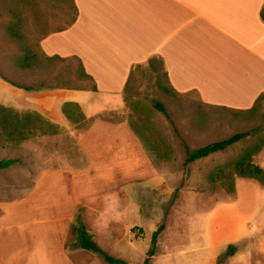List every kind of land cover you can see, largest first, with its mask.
Masks as SVG:
<instances>
[{
    "label": "rangeland",
    "instance_id": "1",
    "mask_svg": "<svg viewBox=\"0 0 264 264\" xmlns=\"http://www.w3.org/2000/svg\"><path fill=\"white\" fill-rule=\"evenodd\" d=\"M75 17L72 0H0V96L5 98L4 105L0 107L14 111L19 117L28 113L8 108L11 104L34 105L46 113L47 109L56 112L57 98L46 101V96L38 91L20 89L9 82L35 89L42 82L52 83L51 74L64 70L66 64L46 68L47 75L41 70H22L19 60L24 56L27 44L40 46L45 36L69 27ZM15 27L18 28L17 33L13 31ZM134 72L133 100L144 106L153 123L151 126L163 136L170 158L160 161L145 146L149 156L153 157L152 164L162 173L160 178L149 184L142 181L145 177L137 176V168L143 163L136 154L130 161L132 174L129 178L115 173L116 177H107L100 171L84 175L88 179L86 182L83 177L77 178L78 182L70 176L64 177L67 189L69 185L73 190L71 185L74 181L78 184L79 200L83 204L97 203V196L102 195L104 189L109 193L117 189V184L122 187V183L126 186L130 183L127 186L129 190L125 192L132 204L129 220L132 230L137 229L131 235L122 230L116 244H107L101 239L96 242L115 258L130 264H143L153 233L165 225L151 264H264V185L253 179L237 178L232 194L226 193V188L215 192L209 185L212 172L219 166L230 164L247 147L264 137V105L254 118L236 115L207 107L193 92L179 97L166 96L151 71H136L134 68ZM100 102L105 105L110 99L104 98ZM155 103H162L168 115L157 111ZM59 114L61 118L66 117L63 110H59ZM104 115L109 119L107 121L118 119L117 116ZM132 115L130 113L128 121ZM130 129L134 132L131 126ZM238 133H248L249 136L225 153L186 163L189 152ZM58 134L62 136V145L50 144L42 138L43 133L19 142L0 140V161L15 160L10 168L0 170V211L3 212L0 215V237L3 249L7 251L1 264H12L10 260L18 253L29 252L30 244H23V237L34 234L36 239H43L45 235L56 236L54 233L58 234L59 230L62 231L61 237L66 233L68 223L55 221L66 216L60 208L63 199L66 206V198L69 197L66 188L60 190L57 184L46 186L41 183V187L27 198L25 192L29 186L10 188L16 180L22 186L29 185L39 169H66L67 164L63 165L61 160L50 162L54 151L62 149L70 156L79 154V151L67 132L58 131ZM263 158L264 152L256 163L264 169ZM69 199L72 200L71 197ZM78 222L79 219L75 224ZM52 239L58 241L57 237ZM231 247L236 248L234 253H230ZM22 263L20 258L19 264Z\"/></svg>",
    "mask_w": 264,
    "mask_h": 264
},
{
    "label": "crops",
    "instance_id": "2",
    "mask_svg": "<svg viewBox=\"0 0 264 264\" xmlns=\"http://www.w3.org/2000/svg\"><path fill=\"white\" fill-rule=\"evenodd\" d=\"M73 2L76 21L62 31L51 33L41 47L48 56L79 58L98 90H36L46 96V101L57 98L56 112L47 109L49 113H46L34 105L11 104L8 107L37 114L59 131L67 132L79 151L74 156L62 149L54 151L50 162L61 160L63 165L67 164L66 169H39L32 183L26 186L17 180L12 182L10 188L29 186L26 198L39 189L41 183L57 184L60 190L65 189L64 177L67 176L75 181L83 177L86 182L88 179L84 175L100 171L107 177L117 174L129 178L133 154L142 160L137 176L145 177L142 180L145 184L160 178L162 173L152 164L153 157L130 129V111L125 99L132 71L152 58L164 60L170 83L177 92L196 93L206 105L247 111L264 93V20L261 16L264 0ZM104 98H109L110 102L100 104ZM3 100L5 98L0 96L1 106ZM66 103L81 107L86 117L82 126L72 124L66 117L61 118L59 110H63ZM104 114H115L118 119H98ZM61 137L56 134L42 138L50 144L62 145ZM263 152L256 157V162ZM75 181L71 185L73 190L69 185L66 188L72 200L66 198L64 206L63 199L60 206L66 216L55 220L68 223L63 237L60 230L57 231L59 235H45L43 239H36L34 234L23 237L22 243L30 244L31 248L29 252L18 253L10 263L19 264L21 258L22 264H106L98 259L99 256L76 247V228L85 226L95 241L101 239L107 244L118 243L122 230L127 235L132 234L129 220L132 204L125 193L130 188H127L129 182L127 186L122 183V187L117 184V189L109 193L102 190L97 203L83 204ZM77 219L79 225L75 224ZM52 237H57L58 241ZM6 254L0 237V264Z\"/></svg>",
    "mask_w": 264,
    "mask_h": 264
},
{
    "label": "trees",
    "instance_id": "3",
    "mask_svg": "<svg viewBox=\"0 0 264 264\" xmlns=\"http://www.w3.org/2000/svg\"><path fill=\"white\" fill-rule=\"evenodd\" d=\"M73 2V0H72ZM74 4V2H73ZM76 9V8H75ZM264 20V10L261 14ZM74 21L69 25H73ZM18 28H13V31L17 33ZM64 29L58 30L62 31ZM12 34H14L11 31ZM50 34L45 36L42 41L48 37ZM41 41V43H42ZM66 64L64 70L57 72L56 75L52 73L51 82H42L38 89L34 87H24L19 86L15 83L9 82L15 87L24 89L27 91L33 90H76V91H97V86L93 81L92 77L86 73L84 65L81 60L77 57L63 58L58 55L48 56L42 49L41 45H29L27 44L24 49V56L19 60V66L22 70L34 72L41 70L42 73L47 69H53L57 64ZM137 70L148 69L156 77L157 84L160 90L166 96H182L177 92L170 83L168 71L166 69L163 59L152 58L149 62L141 64L135 67ZM40 72V73H41ZM134 70L131 73L130 79L125 88V99L127 107L132 113L133 118L129 121V124L133 131L139 136L146 148L150 153L160 161H167L170 158L169 151L167 150L166 142L163 136L151 126V121L144 109L141 102L136 99L133 100L135 91L131 88L135 75ZM206 105V104H205ZM264 105V93H262L256 100L254 106L247 111L236 110L226 107H216L206 105L209 108H218L222 110L229 111L236 115L249 116L254 118L255 115L260 111ZM154 107L157 111L165 113L166 108L162 103H155ZM63 113L66 118L74 125L78 127L85 123L86 117L78 104L66 103L63 106ZM108 117L114 118L115 115L111 114ZM102 120H109L105 115L100 116ZM106 118V119H103ZM130 118V116H129ZM94 121V120H93ZM58 128L49 122L45 121L41 116L28 113L27 116L19 117L14 111L8 110L6 108L0 107V140L5 139L9 141L19 142L30 140L32 138L38 137L40 133L44 135H56L58 134ZM249 136L248 133H238L234 136L218 141L198 149H195L188 153L187 164H192L202 159H206L212 155L218 153H225L231 147L245 140ZM264 151V137L260 138L253 145L247 147L239 157L233 160L227 166H219L214 172L209 176V185L215 192H220L221 188H226L225 192L232 194L235 192L236 179L237 178H247L253 179L264 185V169L256 163V157L259 156ZM15 164V160H4L0 161V170L8 169ZM137 228H133L135 231ZM77 230V242L76 247L89 251L99 257H101L107 264H130L124 260L115 258L109 255L105 250H103L99 244L94 240L93 236L87 231L85 226H78ZM165 230V225H161L152 235L151 247L147 252V258L143 264H151L152 259L156 255V249L158 245V240L160 235ZM140 238V237H139ZM236 248L231 247L230 253H234Z\"/></svg>",
    "mask_w": 264,
    "mask_h": 264
}]
</instances>
